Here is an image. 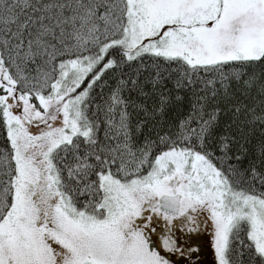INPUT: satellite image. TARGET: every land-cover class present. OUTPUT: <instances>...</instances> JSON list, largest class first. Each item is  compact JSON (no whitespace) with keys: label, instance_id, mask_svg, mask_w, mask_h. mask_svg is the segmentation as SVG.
<instances>
[{"label":"snow or ice","instance_id":"snow-or-ice-1","mask_svg":"<svg viewBox=\"0 0 264 264\" xmlns=\"http://www.w3.org/2000/svg\"><path fill=\"white\" fill-rule=\"evenodd\" d=\"M257 125L264 0H0V264H264Z\"/></svg>","mask_w":264,"mask_h":264},{"label":"trees","instance_id":"trees-1","mask_svg":"<svg viewBox=\"0 0 264 264\" xmlns=\"http://www.w3.org/2000/svg\"><path fill=\"white\" fill-rule=\"evenodd\" d=\"M125 71H127V69H125ZM211 78V77H209ZM167 87L169 89H173L172 91V97H173V104L170 108V110L166 113L164 119L168 120L171 119L173 116L176 115H180L182 113H187V111L190 109L191 106V91L190 90H176L174 88V85L172 82H169ZM197 88H202L203 85L202 84H197L196 85ZM217 87H219V84H217ZM146 90H150V86L146 89ZM97 91H99V89H97ZM228 92L230 94V96H234L236 98L239 99V101L243 102V103H247L249 104V106H251L252 101L248 98H246L242 92H237L236 91V85L235 82L232 81V86L228 89ZM176 96H180L183 97V101L178 103L175 101V97ZM219 101V108H220V123H221V130L225 131L226 134H235L236 133V128L235 126H233L232 129H227L226 125L228 123H231V119H232V113L234 112V106L237 103V99H226L223 95V90H221V95L217 98ZM148 107L149 110H151L152 107V101L149 100L148 101ZM130 111H132L130 109ZM257 111H259V109H257ZM143 114L141 113V119H143ZM136 119V114L133 113V120ZM157 119H160V117L158 116ZM152 122L149 121V124H151ZM261 127L264 126H260L257 125L254 129V134H253V142L255 143L256 139L259 138L260 136V129ZM248 129H246L247 131ZM145 132H147V127H145L144 129ZM154 134V133H153ZM101 137H103V132H101ZM246 163V161H245ZM256 187L259 188V182L257 181L256 183Z\"/></svg>","mask_w":264,"mask_h":264},{"label":"rangeland","instance_id":"rangeland-1","mask_svg":"<svg viewBox=\"0 0 264 264\" xmlns=\"http://www.w3.org/2000/svg\"><path fill=\"white\" fill-rule=\"evenodd\" d=\"M208 233L201 232L199 235L193 236V240L202 246L201 259L205 264H214V253L209 246Z\"/></svg>","mask_w":264,"mask_h":264}]
</instances>
